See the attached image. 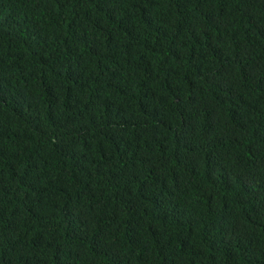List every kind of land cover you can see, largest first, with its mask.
<instances>
[{
	"label": "trees",
	"instance_id": "trees-1",
	"mask_svg": "<svg viewBox=\"0 0 264 264\" xmlns=\"http://www.w3.org/2000/svg\"><path fill=\"white\" fill-rule=\"evenodd\" d=\"M0 264H264V0H0Z\"/></svg>",
	"mask_w": 264,
	"mask_h": 264
}]
</instances>
